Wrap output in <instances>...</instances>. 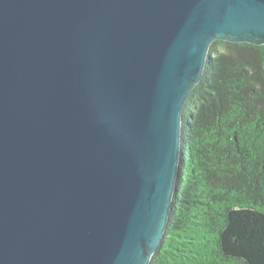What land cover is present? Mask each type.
<instances>
[{
    "label": "water",
    "instance_id": "1",
    "mask_svg": "<svg viewBox=\"0 0 264 264\" xmlns=\"http://www.w3.org/2000/svg\"><path fill=\"white\" fill-rule=\"evenodd\" d=\"M214 41L264 0H0V264H150Z\"/></svg>",
    "mask_w": 264,
    "mask_h": 264
},
{
    "label": "trees",
    "instance_id": "2",
    "mask_svg": "<svg viewBox=\"0 0 264 264\" xmlns=\"http://www.w3.org/2000/svg\"><path fill=\"white\" fill-rule=\"evenodd\" d=\"M264 46L214 41L182 112L183 165L150 264H264Z\"/></svg>",
    "mask_w": 264,
    "mask_h": 264
}]
</instances>
